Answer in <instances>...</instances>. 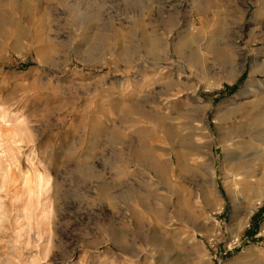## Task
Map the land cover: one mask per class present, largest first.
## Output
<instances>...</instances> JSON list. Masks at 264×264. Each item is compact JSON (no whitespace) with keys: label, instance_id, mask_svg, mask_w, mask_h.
Wrapping results in <instances>:
<instances>
[{"label":"rangeland","instance_id":"374dc122","mask_svg":"<svg viewBox=\"0 0 264 264\" xmlns=\"http://www.w3.org/2000/svg\"><path fill=\"white\" fill-rule=\"evenodd\" d=\"M0 15L20 27L0 24V264H264V159L236 162L264 95V0Z\"/></svg>","mask_w":264,"mask_h":264},{"label":"bare ground","instance_id":"6f19581e","mask_svg":"<svg viewBox=\"0 0 264 264\" xmlns=\"http://www.w3.org/2000/svg\"><path fill=\"white\" fill-rule=\"evenodd\" d=\"M13 1L15 2L18 0H13ZM22 1H24V0H22ZM0 24H2V26L4 28H6V30L7 29L11 30L14 36L16 35L17 31L20 29L17 21H15L11 18H7L5 16L4 17L2 16V18H0ZM223 52H224L223 49H220V48L215 50V54H216L217 58H219L218 61L223 63V64H226V65L231 64L230 60L226 58V56L224 55ZM230 71L231 72L235 71L232 66L230 67ZM253 87H254V85L252 83L247 84L246 90H245L246 94H250V93L253 94V92H252ZM261 90H262V87L256 88V91L259 94H260ZM259 94H257V95L254 94L252 97H254L255 100L248 102L249 103L248 106L252 107L253 109L255 108V111H257V117L255 120L252 121V123H250V124L248 123L245 136L242 137V139H241L242 142L240 141L241 143H238V149L239 150L236 152L237 156H238L236 162L240 165V169L243 170L244 174H246V175H249L250 173L255 171L258 168V166L260 165L261 160L264 159V95H259ZM206 110H207V108L205 110H202L203 115L206 113ZM187 117H188L187 119L189 122L186 124L190 125V127L188 129L189 133H188V131H187V133L189 134L188 137L191 141V116H187ZM203 122H204V120H201L198 122V124H200V126L202 127ZM182 125H181V127H182ZM172 127H174V126H172ZM172 127H168V125L163 126V134L167 138V140L169 138L172 139L171 134H172V130L174 129V128L172 129ZM202 130H204L203 127H202ZM177 143H178V141H177ZM187 143L188 142H186V140H182V141H179L178 144H182L185 147H187ZM178 144H177V146H175L176 148L183 147V146L178 145ZM188 149H191V148H188ZM223 150H224V148H223ZM169 155H170L169 156L170 160L173 159L176 162L179 160V154H178V152H176L174 150V147L170 151ZM262 165H264V164H262ZM40 182H42V181H40ZM39 187L42 188L43 186L39 185ZM246 215H247V213H246Z\"/></svg>","mask_w":264,"mask_h":264}]
</instances>
